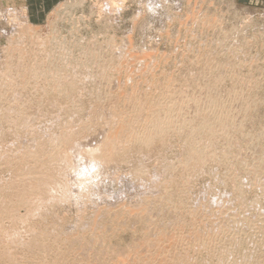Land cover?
Listing matches in <instances>:
<instances>
[{
  "label": "rangeland",
  "instance_id": "obj_1",
  "mask_svg": "<svg viewBox=\"0 0 264 264\" xmlns=\"http://www.w3.org/2000/svg\"><path fill=\"white\" fill-rule=\"evenodd\" d=\"M23 23L27 27H35L32 36L27 33L24 35L22 34L23 32L19 31L25 27ZM14 25L17 26L15 27ZM12 32L20 46L24 44L29 49L34 48L35 42L37 43L39 40L42 41L47 38L49 40H47V43L49 44L52 41L50 45L56 51L52 50L50 45H47L45 49L38 50L39 52H50L51 56L49 55V59L45 58L48 56L47 52L45 54L40 53L41 55L37 54L36 52L38 51L35 47L36 52L34 53L36 56L32 55L33 57H29L30 60L28 59V61L25 59V63L27 64L28 62L29 64H25L27 69L29 66V69L31 68L34 73L32 75L30 69L31 73L27 75L29 78L26 76L27 81L31 79V76L36 75L38 76L33 77V79L40 75L37 78L40 81L32 79L27 83L28 85L24 83V87L21 85V88H18L19 93L23 95L20 94L19 98L23 99L20 98L21 100L17 101L18 104H21L22 110L19 105L14 106V109H12V111L18 110L13 111L18 116H13L14 113L11 111L12 116L9 114L6 117L8 120L4 119L5 113L8 111H3H6L5 107H9V105H6V101L1 102L0 100V113L3 116H0V217L2 216L0 218V264H177L178 259L171 260V255L173 251L176 255L178 252L183 251V249L180 250L184 246V243L180 244L182 241L180 237L194 234L195 231L192 230L194 226L199 231L201 225L207 224L208 226L205 229H209L212 220L216 226L221 223V227L228 229L227 242L226 240H217L218 246L216 244L215 253H221L225 247H230L231 244V247H236V251L232 248L231 252L233 251V254L231 253V255L233 257L230 258V255H227L224 258L229 263L246 264V261L249 262L253 259L254 262L260 264L264 260V232H261L264 229V222H257L258 215H260L259 217L264 215V161L262 162L264 155L261 157V154H264V0H0V67L2 66L0 71L3 69V58L6 57L4 54H6L5 47L8 46V34ZM20 35L22 37L19 38ZM50 35L54 36L53 39ZM128 36L131 39L129 47L126 44V37ZM37 55L40 56L37 57ZM39 57L41 59L37 61ZM52 57L54 58L52 59ZM32 58L33 63L30 62ZM42 59L44 61H41ZM34 60L38 64L41 61V66L34 63ZM50 60H53V63H50ZM44 62H48L47 68ZM64 62L67 66L62 64ZM90 62L91 66L88 70ZM32 64L36 65L33 66ZM97 65L98 67L96 68L95 66ZM81 66L86 67L83 70ZM34 67L38 69L35 71L33 70L35 69ZM63 67L66 68L64 73L61 71L64 69ZM43 69L50 73H48L50 77L47 76L48 74ZM56 69H58V72ZM67 69L70 73L72 72L73 76L79 72L81 74V70L84 73L78 75L77 80L75 76V78H71L73 76ZM51 70L54 73L56 71V75H53L54 73ZM76 70L78 73H76ZM86 71L87 75L85 74ZM234 71L238 73L236 74ZM36 72L38 74L35 75ZM220 73H224L223 76L222 74L217 75ZM61 74L70 76L71 82L76 81L74 85L71 82V85L66 83L68 86L63 84L62 89L61 84L53 86L56 82L58 83ZM98 74L100 76L104 75L106 78L109 77L108 82H104L105 85L95 81L99 77ZM45 76L47 78L42 79ZM80 76L84 77L81 79ZM48 77L51 78L50 82L47 81ZM251 77V80L256 84L249 82ZM88 79H91V81ZM168 79L172 81L171 84L165 83ZM215 79H220V81L215 82ZM42 80L45 81L43 82ZM234 80L236 84L239 82L238 86L234 85ZM257 80L259 81L257 82ZM77 81L80 82L77 83ZM241 82L246 88L248 87L247 91L243 84L240 85ZM51 86H53L52 90L49 89ZM70 87L73 88L70 89ZM198 87H203L202 91H197ZM205 87L207 90L205 89L206 91L203 93ZM239 87L242 90L245 88L243 90L244 92L246 91L244 96L242 95L244 92L240 94L239 91L242 90ZM214 88L216 89L215 91L211 90ZM63 89L64 92L62 91ZM181 89H190L189 91L194 94L196 92L200 93L201 99L198 103L204 97L206 98L207 94H210V97L208 96L210 100L207 98V101H209L213 111L209 108L208 111L210 110L211 113L209 111L206 114L210 113L209 115L213 119L214 117L218 118L227 105L226 110L228 109L230 112L226 116L228 118L226 119L225 117L223 120L225 122L222 123L229 122L230 124L233 122L230 125L228 124L229 127H227L231 132L233 128L238 126V123L242 122V126L241 124L239 126L243 127L244 131L242 132L244 134L242 135V129L239 126L240 131L237 130L238 128L233 130V132L236 131L238 134L235 135L233 132L234 136L231 134L233 139L236 138V141L232 140V142L235 144H240L239 141L243 142V144L241 142V145H239L241 149L237 148L238 144L235 146L234 143L230 146L227 144L228 147H232V149H229L227 145L223 144L226 142L222 136H219L220 138L218 139L215 137L213 144H211V146L215 144V147H209L213 148L212 150L207 148L209 152L215 151L214 148H217L219 152L223 145L226 149L228 148L230 151L224 147L222 150L225 152L221 151L224 155L226 153V156L230 155L228 156V158L230 157V165L228 166L232 167V171H230V168L223 169L229 164L228 159L225 161L226 163L222 161L223 163L221 162V164L217 163L215 159H211L219 166L212 163V161H207L206 164L202 162L200 165L197 164L194 165L196 167L192 166L193 168H191L190 164L192 162L188 163L187 161L190 158L186 159L189 156V150H186V148L188 149V145H186L188 143L184 140L187 136L182 137L183 135H188V127L185 128L188 130H184L183 134L173 131L174 137L169 132L166 134L168 137L156 139L158 141L155 140L153 142L155 145H131L130 148L121 154L109 159L110 161L102 162L103 164L89 157L87 153L94 147L104 143L109 134L111 135L114 132L120 135L127 131L128 120L126 115H131L137 109H131V106L126 105L125 98L128 94L133 92L142 96H155L160 100L158 103L165 106L170 95L178 94ZM228 89H231L234 93L236 92V94L234 95L231 91L230 93ZM50 90L52 91L51 93L54 91L56 93L54 92V95H51ZM69 90L70 93L72 91L71 95L70 93L68 94ZM229 93L233 96L231 97L232 99L229 98L227 100ZM211 97L212 99L215 97L216 101H213L214 99L212 100ZM161 100L164 103H161ZM217 100L223 103H221L222 106L219 102L217 103ZM24 101L27 104H24ZM207 101L205 99L204 102H201V105L207 103ZM22 102H24L25 106H23ZM224 102L227 104L224 105ZM241 106L243 107L241 108ZM219 108L223 109V111H219L220 113L217 112ZM214 110H217L215 112L217 117ZM16 112H19V114ZM233 112L235 114L240 113L238 114L240 117H236L237 114L235 116ZM200 113L196 114L199 117L190 116L192 124L196 123L197 125L201 121L204 113L202 111ZM20 114H23V116L26 114V117H29L28 121L31 119L29 121L30 125H28L31 127L29 128L31 131L25 130L28 128L24 126V121L19 123V118L23 117ZM213 114L215 115L214 117ZM181 116L185 117L181 113L180 119ZM14 118L16 119L14 120ZM237 118L239 121L235 122V120H238ZM240 118L243 120H240ZM233 119L235 120L233 121ZM5 120L9 122H5ZM13 120L18 121V125L22 124L26 128L18 127ZM20 120H23V118ZM27 120L25 121L28 123ZM198 120L200 121L196 122ZM66 125L68 126L67 128H65ZM223 125L219 128H225L227 123ZM232 125L233 128L231 127L230 129ZM60 132L62 133L60 134ZM64 132H69L68 135L66 134L68 138ZM247 132L248 134L249 132L251 133L254 142L255 139L256 141L258 140L255 142V146H258L255 153L258 157L255 153L254 156L247 153L248 139H246L247 141L244 138L241 139V137L248 135L246 134ZM62 135L68 141H65L61 137ZM238 135L240 137H237ZM167 138L170 143L159 144L160 140L163 142L166 139V142ZM200 138H205L202 140L205 143L200 141ZM200 138H198L201 142L198 143V150L200 146L204 144L206 146V144L211 143L207 141L209 137L205 134ZM36 139L40 140V142ZM215 140L219 144H216ZM244 140L248 143L246 144ZM52 142L55 144L54 146ZM29 144L31 145L28 146ZM163 144L164 146H162ZM216 145L218 146L216 147ZM220 146L221 148H219ZM28 147H31L30 150ZM53 147L55 148L53 149ZM234 148L236 149L233 150ZM245 148L246 152L244 151ZM257 148L260 150H257ZM221 151L216 153V155L218 154L221 157ZM49 154L58 156V158L54 156L53 159L56 160V157L58 163L52 162L53 160ZM242 157L244 160L247 158L244 165H242ZM50 159L54 165L49 162ZM224 163L225 166L222 165ZM37 164L38 166H36ZM140 166L143 171L137 172L136 169L138 168L139 170ZM75 168L77 170H74ZM70 170L75 172V174L73 172L70 173ZM78 170H80L79 174L82 177L78 174ZM238 171L239 174L243 173V176L238 175ZM236 172L237 178L235 177ZM244 172L249 173H245V175ZM68 174L71 175L69 176ZM73 175L74 179H72ZM225 175L229 177L228 180H224ZM79 178L83 179L84 182L82 184L80 183L81 179L77 183L79 180H76ZM231 178L232 181L230 180ZM218 179L223 186L221 184L217 185L219 183ZM225 181L226 183H224ZM165 182L172 189L170 192L173 193L174 191L175 193V195L174 193L172 194L173 204L178 203L181 205L185 200L189 199L186 201L187 203L184 202L183 206L185 205L186 207L182 206V211L174 213V207L171 202L168 203L167 208L164 204L161 205L163 206L161 211L158 210L160 209L159 203L162 197H165L162 194ZM236 184L239 187H241L240 184L245 185L244 189L243 186L239 189L238 187L235 188ZM22 185L23 187H21ZM184 186L185 188H183ZM23 188H25V191ZM182 189L183 192L181 193ZM232 189L236 190V192L239 190L240 192L238 191L237 193L242 194H234ZM207 190L208 195L206 194ZM159 191H161V194ZM19 192H22L21 199L23 200L21 201L19 200L21 197ZM199 193L204 194L200 195ZM220 195L228 201L224 200ZM202 196H205V198L211 197L204 199L206 203L209 201V204L211 200H214L213 196L225 201L218 205L221 208L218 207L219 210L222 211L220 218L216 208H212V211L217 213L213 217L205 209L200 210L195 215H190L187 210L185 211L188 207H195L196 201L202 202ZM233 196L234 198H240L235 200ZM242 197L247 199L250 204L247 200H243V202ZM142 199L144 200L142 201ZM255 199L257 200L255 201ZM232 200L234 205L230 202ZM188 201H191V203L188 204ZM238 202L243 204L240 205ZM202 203L205 204L204 201ZM208 203L207 205H209ZM245 205L249 207H244ZM10 207L13 208L11 209ZM246 208L250 209L243 211ZM206 209L208 210L209 206ZM230 213L232 215L237 214V219H240V216L242 219H238V222L234 223L231 221L230 216L232 215ZM7 214L8 216H6ZM244 216L250 218L253 223L249 222L248 225L247 221L243 219ZM222 217H226V221ZM3 218L4 220H2ZM175 219L179 220L177 225L170 227L165 225L169 224L168 221L170 222L171 220L172 222ZM224 224L225 226H222ZM163 225L168 228L167 231H170L168 234L161 232ZM245 229L248 230L247 233L244 232ZM230 230L233 233L229 232ZM256 233H262V235L258 234V237ZM36 234L42 239H39ZM239 236L240 239L237 238L239 243L236 240L237 243L235 245L231 239L229 240V238ZM215 237L216 235H212L210 245L215 244ZM38 239L39 242L37 241ZM237 244L241 245L236 246ZM247 248L250 249L248 250ZM176 249H179V251ZM238 249L240 250L238 251ZM254 249L257 253L254 252ZM191 251L188 252L192 260H190L191 263L189 264H206L205 261H207V264H216L218 261L216 256L220 254L210 256L206 254L208 252L205 250L198 253ZM244 252L246 255L242 256ZM234 257L235 259H232ZM261 257H263V260H261ZM239 258L240 261L243 259L244 263L239 262ZM209 261L210 263H208ZM251 262L247 264L254 263ZM262 264H264V261Z\"/></svg>",
  "mask_w": 264,
  "mask_h": 264
},
{
  "label": "bare ground",
  "instance_id": "obj_2",
  "mask_svg": "<svg viewBox=\"0 0 264 264\" xmlns=\"http://www.w3.org/2000/svg\"><path fill=\"white\" fill-rule=\"evenodd\" d=\"M16 15V14H15ZM13 17V16H12ZM16 17V16H15ZM14 18V17H13ZM13 18H12V20H13ZM15 20H16V18H15ZM14 21V20H13ZM22 23V22H21ZM19 24V23H18ZM24 24V23H23ZM19 25H22V24H19ZM25 25V24H24ZM15 26V25H14ZM17 26V25H16ZM15 26V27H16ZM23 26V25H22ZM22 26H21V28H22ZM34 28L35 27H27L26 25H25V27H23L22 29H20L19 31L20 32H23L22 34H24V35H26V33L29 35V36H32L33 35V33H34ZM17 29V28H16ZM18 30V29H17ZM16 32V31H15ZM17 33H19V32H17ZM52 34V33H51ZM19 35V34H18ZM52 35H55V34H52ZM52 35H50L51 37H52ZM20 37H22L21 35L19 36V38ZM54 37V36H53ZM53 37H52V39H53ZM30 38V37H29ZM17 38L15 39V37H14V34H13V32L12 33H9L8 34V38H7V41H8V46H6L5 47V50H6V54H4V56L6 55V57H4L3 58V60H4V64H3V69L0 71V100H1V102H3V101H6V105H9V107H5V110L6 111H3V112H7V113H5V118L4 119H7L8 120V118H6V117H8V115L9 114H11L10 112L12 111V109H14V106H16V105H19L20 106V109L22 110V107H21V104L19 103L18 104V100H21V99H23V98H19V95L21 94L22 95V93H19V90H18V88L20 87L21 88V85L24 87V83H28L30 80H32L33 79V77H36V76H38V75H36V74H38L37 72L35 73V75L36 76H31L30 78V80L29 81H27V79H26V76L27 75H29V73H31L30 72V69H29V66H28V69H27V66L26 65H29L28 64V62H27V64L25 63L26 61H25V59L28 61V59H29V57H31L32 55L33 56H36L35 55V53L34 52H36L35 50L37 49V51L39 50V49H45V47L47 46V45H50V43L52 42V41H50V43L48 44L47 43V38H45V40L42 42V41H38L37 43L35 42V47H36V49H35V47L34 48H27L26 46H24V44H22L21 46L17 43ZM19 40V39H18ZM21 40V39H20ZM49 41V40H48ZM40 42V43H39ZM54 43V42H53ZM52 43V44H53ZM26 44V43H25ZM126 44H127V46L129 47L130 45H131V39H130V37L128 36V37H126ZM31 46V45H30ZM33 46V45H32ZM51 46V48H52V45H50ZM54 46V45H53ZM56 46V45H55ZM91 47V46H90ZM69 48V47H68ZM32 49V50H31ZM58 49H60L59 47H58ZM3 50V49H2ZM48 50L50 51V48L48 47ZM52 50H55L56 51V49H54V47L52 48ZM44 51V50H43ZM46 51V50H45ZM55 51H54V54H55ZM60 51V50H59ZM65 51V50H64ZM39 52V51H38ZM36 52L37 54H40V53H43V54H45L46 52ZM50 52H47V54H48V56L47 57H45V58H49L51 55L49 54ZM51 54H52V52H51ZM59 54V53H58ZM41 55V54H40ZM40 55H37V57L38 56H40ZM50 55V56H49ZM65 55V54H64ZM92 55V54H91ZM90 55V57H91V60L93 61V58H92V56ZM32 56V57H33ZM53 56V55H52ZM55 56H56V54H55ZM54 56V57H55ZM54 57H52V59L54 58ZM43 58V57H42ZM44 58V59H45ZM59 58V57H58ZM34 59H35V57H34ZM41 58L39 57L38 59H37V61L38 60H40ZM50 59V58H49ZM67 60H68V58H66ZM30 60V59H29ZM48 60V59H47ZM55 60V59H54ZM71 60V59H70ZM1 61V60H0ZM36 61V62H37ZM41 61H44L43 59L41 60ZM41 61L39 62V64L38 63H36L35 62V60H34V63H36V64H38L39 66H41ZM49 61V60H48ZM51 62L50 63H53L52 61L53 60H50ZM58 61V60H57ZM85 61V60H84ZM84 61H82V62H84ZM90 61V60H89ZM95 61V60H94ZM30 62H32L33 63V58H32V60L30 61ZM45 62H46V60H45ZM44 62V63H45ZM63 62V61H62ZM70 62V61H69ZM72 62V61H71ZM87 63H88V61H86ZM97 62V61H96ZM41 63V64H40ZM48 63V62H47ZM47 63H45V67L47 66ZM66 63H68V62H66ZM74 63V62H73ZM80 63V62H79ZM85 63V62H84ZM1 64V65H2ZM26 64V65H25ZM35 64V65H36ZM62 64H64V65H66L65 64V62L64 63H62ZM70 64V63H69ZM90 65L88 66L89 68H88V70L90 69V66H91V62L89 63ZM94 64H96V63H94ZM33 66H35L34 64H32ZM49 65V64H48ZM54 65V64H53ZM63 65V66H64ZM93 65V64H92ZM104 65V64H103ZM38 66V68H40ZM50 66V65H49ZM48 66V67H49ZM67 66V65H66ZM71 66V65H70ZM73 66V65H72ZM100 66V65H99ZM2 67V66H1ZM0 67V68H1ZM32 67V66H31ZM44 67V66H43ZM61 67V66H60ZM83 66H81V69H83L84 70V68L86 67H83ZM96 68L98 67V65L97 66H95ZM102 67V66H101ZM33 68V67H32ZM35 68V67H34ZM38 68H35V69H33V70H37ZM47 68V67H46ZM64 68V67H63ZM68 69H69V67H67ZM92 68V67H91ZM104 68V67H103ZM41 69V68H40ZM39 69V70H40ZM66 68H64V69H62L61 71H63L62 73H64V70H65ZM67 69V70H68ZM80 69V70H81ZM46 71V73H47V70L46 69H43V71ZM57 70V72H58V69H56ZM66 70V71H67ZM78 70V69H77ZM77 70H76V73H78L79 72V70H78V72H77ZM83 70H81L82 72H81V74H75L74 76L77 78V80H78V75H82V73H84V71ZM92 70V69H91ZM97 70V69H96ZM31 71H32V69H31ZM34 71V72H35ZM69 71V70H68ZM41 72V71H40ZM51 72H53L54 73V71H52L51 70ZM56 71H55V73H57ZM59 72H60V70H59ZM104 73H105V71H103ZM223 72V71H222ZM235 72V71H234ZM41 73H45V72H41ZM49 73V72H48ZM47 73V74H48ZM53 74V75H56V74ZM69 73H70V71H69ZM68 72H67V74H69ZM72 73V72H71ZM70 73V74H71ZM74 73V72H73ZM87 73V71L85 72V74ZM102 73V72H101ZM230 73H232L231 71H230ZM236 73V72H235ZM238 73V72H237ZM236 73V74H237ZM32 75H34V73H33V71H32V73H31ZM47 74H45V75H47ZM50 74V73H49ZM49 74L47 75V76H49ZM69 74V75H70ZM222 73H220V74H217V75H221ZM224 74V73H223ZM223 74H222V76H223ZM235 74V75H236ZM42 75V74H41ZM52 75V76H53ZM72 75V74H71ZM87 75V74H86ZM86 75H85V78H86ZM90 75V74H89ZM99 75V77L95 80L96 82H99V83H104L105 81L106 82H108V78L109 77H105L104 75L103 76H100V74H98ZM231 75H234V74H231ZM47 76H45V77H42V79H45V78H47ZM59 76V75H58ZM73 76V75H72ZM71 77V78H75V77ZM238 76V75H237ZM242 76V75H241ZM28 77V76H27ZM39 77H40V75H39ZM39 77H37V78H39ZM50 77V76H49ZM48 77V80L47 81H49L50 82V79L51 78H49ZM84 76H80V78L82 79ZM92 77V76H91ZM94 77H96V76H94ZM215 77V76H214ZM217 77V76H216ZM29 78V77H28ZM37 78H34L35 80L37 79ZM55 78V77H54ZM53 78V79H54ZM71 78H70V76H68V75H64V74H61V78H59V81H58V83L56 82L55 83V80H54V83H55V85H53V86H59L60 84H61V89H62V85L64 84H66V83H70L71 82ZM79 78V79H80ZM89 78H90V76H89ZM218 78V77H217ZM219 78H221V76H219ZM33 79V80H34ZM58 79V78H57ZM92 79H93V77H92ZM95 79V78H94ZM252 77L249 79V82L251 81L252 83H254V84H256L255 82H253L252 80ZM253 79H255L254 77H253ZM257 79H259V78H257ZM38 80V79H37ZM73 80H76V79H73ZM72 80V81H73ZM88 80H90L91 81V79H88ZM216 80V79H215ZM214 80V81H215ZM235 80H236V78H235ZM235 80L233 81V82H235ZM256 80V79H255ZM38 81H40V79L38 80ZM43 82L45 81V80H42ZM41 81V82H42ZM46 81V82H47ZM214 81H211V82H214ZM217 81H220V79L219 80H216L215 82H217ZM259 80H257V82H258ZM34 82V81H33ZM74 82H76V81H74ZM74 82H71V83H73V85H74ZM78 82H80V81H77V83ZM83 82V81H82ZM96 82H95V85H96ZM105 82V83H106ZM224 82V81H223ZM48 83V82H47ZM52 83V82H51ZM71 83H70V85H71ZM93 83V82H92ZM105 83L103 84V85H105ZM165 83H172V81L171 80H169L168 79V81L166 82L165 81ZM220 83H222V82H220ZM247 83H248V81H247ZM80 84V83H79ZM82 84V83H81ZM98 84V83H97ZM211 84H213V83H211ZM217 84V83H216ZM232 84H234V83H232ZM237 84H239V82L237 83ZM236 84V82H235V84L234 85H237ZM241 84H243L242 82L240 83V85ZM248 84H250V83H248ZM28 85V84H27ZM67 85V84H66ZM99 85V84H98ZM109 85V84H108ZM210 85V84H209ZM214 85V84H213ZM234 85H233V87H234ZM239 85V86H240ZM247 85V84H246ZM251 85V84H250ZM36 86V85H35ZM53 86H51L50 88L49 87H47V88H49V89H51ZM68 86V85H67ZM110 86H111V84H110ZM212 86V85H211ZM211 86H209L210 88H211ZM238 86V85H237ZM243 86H245L244 84H243ZM242 86V87H243ZM66 87V86H65ZM106 87H107V85H106ZM112 87V86H111ZM110 87V88H111ZM250 87V86H249ZM251 87H252V85H251ZM60 88V87H59ZM64 88V87H63ZM73 87H70V89H72ZM109 88V87H108ZM203 87H198L197 88V91L198 90H200V91H202L201 89H202ZM207 88H208V86H207ZM207 88L205 87L204 88V90H203V93H205V91L207 90ZM229 88V87H228ZM245 88H246V86H245ZM245 88H243V90L245 89ZM25 89V88H24ZM56 89L58 90V88L56 87ZM60 89V90H61ZM92 89V88H91ZM97 89V88H96ZM206 89V90H205ZM232 89V88H231ZM229 90L228 89V91L230 92H232V90H234V89H232V90ZM235 89H236V86H235ZM239 89H240V87H239ZM247 89H248V87L246 88V91H247ZM251 89V88H250ZM48 90V89H47ZM46 90V91H47ZM52 90V89H51ZM50 90V94L52 95L53 93H51L52 91ZM56 90V91H57ZM67 90V89H66ZM74 90V89H73ZM98 90V89H97ZM96 90V91H97ZM190 90V89H189ZM189 90H187V89H181L179 92H178V94H171L170 95V97H169V100H167L168 101V103H167V105H162V104H159L158 102L160 101L159 100V98L158 97H155V96H147V95H144V96H142L141 94H138V93H133V92H131L130 94H128L127 96H126V98H125V103H126V105L127 106H131V109H134V108H137L136 110H134L133 112H132V114L131 115H129V114H127L126 115V119L128 120L127 122H128V127H126L127 128V131L125 132V133H123V134H120V135H117V134H115L114 132H112L111 133V135L109 134L107 137H106V139H105V142L104 143H102L101 145H98V146H96V147H94L91 151H89L87 154L89 155V157H91V158H94V159H96L97 161H98V163H102V162H104V161H108L109 159H111L112 157H114V156H116L117 154H121L123 151H125V150H127L128 148H130V146L131 145H134V144H136V145H150V144H154L153 142H155V140L156 139H163L165 136H167L166 134H168L169 132L172 134V132L174 131V132H176V133H182L183 134V131L184 130H188V129H185L186 127H188L189 128V133H188V135H181V134H178L179 136H182L183 138L184 137H186V139H184V140H186L187 141V143L188 144H186V145H188V149L186 148V150H189V156L186 158V159H188V158H190V159H188L187 161H188V163L189 162H192L191 164H190V167L191 168H193L192 166H194V165H200V163H202V162H205V164H206V162L207 161H212L211 159H215L216 161H217V163H220L221 164V162L222 161H227V159L229 160L230 159V157L228 158V156H230V155H227L226 156V153H225V155L223 154V152L222 151H224V150H222V149H224L225 147H224V145H231L232 143H234L235 141H236V138L235 139H233V134H232V132H233V130L235 129L236 130V128H238L237 130L238 131H240L239 130V127H240V129H242L241 128V126H242V122L240 123L241 124V126H239L240 124L238 123H235V124H237L238 126L236 127V125H234V127H236V128H233V125L232 126H230V129H231V127L233 128V130H232V132L227 128V127H229V125L230 124H232V123H230L229 124V122H226L227 123V125H225L226 123H222V122H225V121H223L224 119H225V117L227 116V115H229L228 114V112H230V111H228V109L226 110V106L224 107L225 108V110L223 111V109L221 110L220 108H219V110L217 111V110H214V113L217 111V112H221V111H223V112H225V113H223V112H219L220 114H219V116H218V118H215L214 116V114H213V117H214V119L209 115L210 113H211V111H210V113L209 114H206L207 112H209L208 111V109L210 108V109H212L211 107H210V103H209V101H207L208 99L210 100V94L208 95H206V98L204 97V96H202V97H204V99L202 100L203 102H204V100L206 99V101H207V103H203L202 105H201V102L200 103H198V101L201 99V95H199L200 93H198V92H196V94H194V93H192V92H190ZM211 90H216L215 88L214 89H211ZM237 90V89H236ZM235 90V91H236ZM240 90H242V88L240 89ZM239 91L240 92V94H241V92L243 93L244 91ZM21 91H23V89H21ZM63 92H64V89L62 90ZM61 91V92H62ZM93 91V90H92ZM101 91V90H100ZM107 91V90H106ZM245 91V92H246ZM24 92H26V91H24ZM23 92V93H24ZM58 92H60V91H58ZM212 92V91H211ZM230 92V93H231ZM245 92L242 94L243 96H244V94H245ZM56 93V92H55ZM70 93V90H69V92H68V94ZM71 93H72V91H71ZM71 93H70V95H71ZM230 93H229V96H228V99L227 100H229V98H231L233 95L231 94L230 95ZM234 95L236 94V92L234 93V91L232 92ZM26 94V93H25ZM20 95V96H21ZM54 95V94H53ZM56 95V94H55ZM62 95V94H61ZM204 95V94H203ZM215 95V94H214ZM226 95H228V94H226ZM238 95V94H237ZM246 95H247V93H246ZM245 95V96H246ZM23 96V95H22ZM26 96V95H25ZM24 96V97H25ZM48 96V95H47ZM60 96V95H59ZM67 96V95H66ZM209 96V97H208ZM242 96V97H243ZM65 97V96H64ZM227 97V96H226ZM28 98V97H27ZM208 98V99H207ZM25 99V98H24ZM211 99H212V97H211ZM214 99V100H213ZM212 100L213 101H216L215 100V97L213 98ZM232 99V98H231ZM225 100H226V98H225ZM25 101H27V100H25ZM24 101V102H25ZM134 101H137V102H134ZM221 101V100H220ZM21 102V101H20ZM24 102H22V104L24 103ZM163 101L161 100V103H162ZM219 101L217 100V103H218ZM233 102V101H232ZM164 103V102H163ZM220 103V102H219ZM222 103V102H221ZM221 103H220V105H221ZM5 104V103H4ZM3 104V105H4ZM24 104H27V102H25ZM23 104V106H25ZM223 104V103H222ZM225 104H227V103H225L224 102V105ZM233 104H234V102H233ZM223 105V106H224ZM18 106V107H19ZM211 106H213V105H211ZM219 106V105H218ZM222 106V105H221ZM235 107H236V105H234ZM233 106V107H234ZM240 106V105H239ZM17 107V108H18ZM232 107V106H231ZM243 106H241V108H242ZM216 108H218V107H216ZM229 108V107H228ZM239 108V107H238ZM237 108V109H238ZM19 109V108H18ZM215 109V108H214ZM230 109V108H229ZM0 110H1V108H0ZM2 110H4L3 108H2ZM15 110H17V109H15ZM15 110H13V111H15ZM20 110V111H21ZM230 110H232V109H230ZM234 110V109H233ZM12 111V113H14ZM18 111V110H17ZM200 111H202L203 113H204V118H203V116H202V119H201V121L200 120H198V121H196V122H199L197 125H196V123H193L192 124V122H191V118H190V116H192V115H195L196 116V114L198 115V113H200ZM212 111H213V109H212ZM226 111H227V113H226ZM235 111V110H234ZM241 111H242V109H241ZM240 111V112H241ZM243 111H245V110H243ZM22 113H25V112H23V111H21ZM20 112V113H21ZM183 112H185V113H183ZM235 112H238V111H235ZM235 112H233V114L236 116V114H235ZM16 113H18L19 114V112H16ZM183 114V115H185V117H182L181 116V119H180V114ZM246 113V112H245ZM6 114H7V116H6ZM216 114V113H215ZM231 114V113H230ZM238 114H240V113H238ZM237 114V116L236 117H240V115H238ZM2 115H4V114H2ZM25 116H23V114L21 115L20 114V116H23L22 118H23V120H20V119H22L21 117L19 118V123H20V121L22 122V121H24V123H25V125L24 126H26L28 129H25V130H28V132H29V128H31V127H29L28 125H30V123H29V121H31V119H29V121L27 120L29 117H26V114H24ZM200 115H202V113H200ZM0 116H1V113H0ZM10 116H12V114L10 115ZM13 116H18V115H15V113H14V115ZM27 116H30V115H27ZM231 116V115H230ZM229 116V117H230ZM233 116V115H232ZM1 117H3V116H1ZM24 117H25V119H24ZM196 117H199V116H196ZM201 117V116H200ZM212 118V120H210L211 118ZM216 117H217V114H216ZM236 117H235V119H236ZM238 117V118H239ZM10 118V117H9ZM17 118V117H16ZM16 118H14V120L16 119ZM193 118V117H192ZM209 118V119H208ZM228 117H226V119H227ZM234 118V117H233ZM237 118V119H238ZM194 119V118H193ZM192 119V120H193ZM199 119V118H198ZM230 119H231V117H230ZM235 119H233V121L235 120ZM242 118H240V120H241ZM7 120H5V122L7 121ZM13 120V122H16V124H17V122L18 121H14ZM25 120H27L28 121V123L25 121ZM197 120V119H196ZM243 120V119H242ZM1 121H3V120H1ZM195 121V120H194ZM193 121V122H194ZM228 121V120H227ZM236 121H239V119L238 120H235V122ZM7 122H9V121H7ZM26 123H27V125H26ZM15 124V125H16ZM195 124V125H194ZM224 124L225 125V128L223 127V128H219L220 126L222 127V125ZM229 124V125H228ZM18 125V124H17ZM223 125V126H224ZM22 126V124L20 125H18V127H21ZM24 126H22L23 128H26V127H24ZM65 126V125H64ZM63 126V127H64ZM243 126H244V124H243ZM21 127V128H22ZM68 126L66 125V127L65 128H67ZM21 128H19L20 130H22ZM57 128V127H56ZM61 129H63L62 127H61ZM61 129H58L59 131L61 130ZM69 129V128H68ZM64 130V129H63ZM31 131V130H30ZM62 131V130H61ZM66 131V130H65ZM69 131H70V129H69ZM242 131H244V129H242L241 130V132ZM236 132V131H235ZM233 132L235 135H237L238 134V132ZM62 132H60V134H61ZM65 133V135L67 134L68 135V133L69 132H64ZM171 134H169V135H171ZM184 134H185V132H184ZM187 134V133H186ZM201 134V135H200ZM206 135L207 137H209L208 138V140L207 141H210L211 143L210 144H206V146H205V144L203 145V143H205V142H203L202 140H204V139H201L200 137H202L203 135ZM233 136H232V135ZM244 134V132H242V135ZM246 134H248V132L246 133ZM249 134L251 135V133L249 132ZM245 135V136H243V137H241V139L242 138H244L245 140L246 139H248V142H246L245 140V142H246V144H247V150H248V155L249 154H252L251 156H254V153L256 152L255 150H256V147H258V146H255V142H257L256 141V139H255V142L253 141L254 139H252V135L250 136V135ZM54 135V134H53ZM64 135V134H63ZM63 135L61 136V137H63ZM66 135V136H67ZM70 135V134H69ZM177 135V134H176ZM241 135V136H242ZM56 136V135H55ZM219 136H222V138L224 139V141L226 142V143H223L224 145H223V147L221 148V146L219 147V148H221L220 149V151L222 152L221 154H222V156L221 157H219L218 156V154L216 155V153H219L218 151H217V148H214L215 149V151H217L216 153H215V151H213V152H209L208 150L209 149H211V148H209L210 146H211V144H213L212 142H214V139H215V137H217L216 139H218V138H220ZM71 137V136H70ZM69 137V138H70ZM168 137V136H167ZM172 137H174V135L172 134ZM172 137H171V139H172ZM181 137V138H182ZM237 137H240L239 135L237 136ZM53 138H55V137H53ZM60 138V137H59ZM64 139H65V137H63ZM67 138H68V136H67ZM198 138H200L201 140L200 141H202L203 143H202V145L204 146H200V148H199V150L197 149V147H199L198 145V143H201L199 140H198ZM261 138V137H260ZM64 139H62V140H64ZM223 139H220V140H223ZM37 140V139H36ZM48 140H49V137H48ZM53 140H55V139H53ZM52 140V141H53ZM59 140V139H58ZM61 140V139H60ZM166 140V139H165ZM165 140L162 142L161 140L159 141V144L161 143H167V142H169L168 141V138H167V141L165 142ZM183 140V139H182ZM220 140H218V141H220ZM232 140L234 141V142H232ZM251 140V141H250ZM30 141V140H29ZM32 141V140H31ZM35 141V140H34ZM38 141V140H37ZM36 141V142H37ZM50 141H51V139H50ZM49 141V142H50ZM65 141H68L67 139H65ZM65 141H63V142H65ZM156 141H158V140H156ZM199 141V142H198ZM207 141H206V143H207ZM223 141V142H224ZM35 142V143H36ZM38 142H40V140L38 141ZM41 142H43V140H41ZM178 142V141H177ZM185 142V141H184ZM183 142V143H184ZM217 141L215 140V143H216ZM240 142V144L239 143H237L238 144V147L237 148H239L240 146L239 145H241V142L242 141H239ZM244 142V143H245ZM30 143V142H29ZM34 143V144H35ZM60 143H62L61 141H60ZM170 143V142H169ZM186 143V142H185ZM209 143V142H208ZM222 143V142H221ZM28 144V143H27ZM39 144H41V143H39ZM52 144H53V146L55 145L53 142H52ZM160 144V145H161ZM164 144L162 145V146H164ZM216 144H219V142H217ZM235 144V143H234ZM237 144H235V146L237 145ZM242 144H243V142H242ZM246 144H245V146H246ZM31 144H29L28 146H30ZM42 145V144H41ZM61 145V144H60ZM155 145V144H154ZM156 145H158V144H156ZM185 145V146H186ZM221 145V144H220ZM228 145H227V147H228ZM256 145H258L257 143H256ZM27 146V145H26ZM38 146V145H37ZM43 146V145H42ZM182 146H184V145H182ZM212 146H214L215 147V144L214 145H212ZM211 146V147H212ZM218 145H216V147H217ZM234 146V147H235ZM32 147V146H31ZM31 147H28L29 148V150H30V148ZM242 147V146H241ZM25 148V147H24ZM37 148V147H36ZM35 148V149H36ZM39 148H41V147H39ZM55 147H53V149H54ZM201 148H203V149H201ZM207 148H209L208 150H207ZM219 148H218V150H219ZM229 149H232V147H228ZM227 148V149H228ZM243 148V147H242ZM185 149V148H184ZM213 149V148H212ZM211 149V150H212ZM226 149V148H225ZM226 149V150H227ZM228 149V150H229ZM236 148H234L233 150H235ZM239 149H241V148H239ZM259 148H257V150H258ZM27 150V149H26ZM25 150V151H26ZM29 150H27V151H29ZM33 150V149H32ZM232 150V151H233ZM246 150V148H245V152L247 151ZM260 150V149H259ZM66 151V150H65ZM65 151H64V153H65ZM230 151V150H229ZM56 152H57V150H56ZM225 152V151H224ZM227 152V151H226ZM259 152V151H258ZM261 152V151H260ZM4 153V152H3ZM63 153V152H62ZM187 153V152H186ZM51 154V153H50ZM49 154V155H50ZM61 154V153H60ZM230 154V153H229ZM244 154V153H243ZM256 154V153H255ZM261 154V153H260ZM48 155V154H47ZM53 155V154H52ZM52 155H50V158L53 160L54 159V156H56V155H54V156H52ZM246 155V154H245ZM257 155V154H256ZM262 155H264L263 153L261 154V157H263ZM53 158H52V157ZM227 158H226V157ZM240 156V155H239ZM47 157V156H46ZM57 158H58V156H56ZM55 157V159L57 160V158ZM233 157V156H232ZM238 157V156H237ZM247 157V156H246ZM257 157H258V155H257ZM256 157V158H257ZM260 157V156H259ZM260 157V158H261ZM223 158H224V160H223ZM225 158H226V160H225ZM234 158H236V157H234ZM240 159H241V157H239ZM243 158V157H242ZM255 158V157H254ZM259 158V159H260ZM264 158V157H263ZM263 158H262V162L264 161L263 160ZM10 159V158H9ZM46 159H48V158H46ZM50 159V161L49 160H47V161H49V162H51L52 160ZM59 159H60V156H59ZM58 159V160H59ZM94 159H92V160H94ZM113 159V158H112ZM115 159V158H114ZM218 159V160H217ZM233 159V158H232ZM231 159V160H232ZM237 159V158H236ZM249 159V158H248ZM252 159V158H251ZM45 160V159H44ZM56 160H53L52 162H57ZM239 160V159H238ZM38 161V160H37ZM40 161V160H39ZM110 161V160H109ZM218 161H220V162H218ZM234 161H236L237 162V160H235L234 159ZM242 161V160H241ZM246 161H247V158H245V160H244V158H243V163H242V165H244V163H246ZM256 161V160H255ZM51 162V164L52 165H54V163H52ZM92 162V161H91ZM94 162V161H93ZM215 161L213 160L212 161V163H214ZM229 162V164H227V167H223V169L224 168H227V169H231L232 167H230V166H228V165H230V160L228 161ZM227 162V163H228ZM257 162V161H256ZM22 163V162H21ZM37 163V162H36ZM44 163V162H43ZM58 163V162H57ZM95 163H96V161H95ZM97 163V165H99ZM223 163V162H222ZM226 163V162H225ZM225 163L224 164H222V165H224L225 166ZM240 163V162H239ZM238 163V164H239ZM103 164V163H102ZM214 164H216V163H214ZM264 164V163H263ZM42 165V164H41ZM216 165H218L219 166V164H216ZM215 165V166H216ZM250 165V164H249ZM258 165V164H257ZM262 165V164H261ZM36 166H38V164L36 165ZM253 166V165H252ZM251 166V168L253 169V167ZM52 167V166H51ZM76 167V166H75ZM94 167V166H93ZM92 167V168H93ZM194 167H196V166H194ZM216 168V167H215ZM218 168V167H217ZM244 168V167H243ZM249 168V167H248ZM227 169H225V170H227ZM246 170H247V168H245ZM245 169H244V171H245ZM73 170V169H72ZM74 170H77L76 168L74 169ZM249 171H250V169H248ZM79 171L80 170H78V174H79ZM84 171V170H83ZM89 171V170H88ZM136 171L138 172V171H143V170H141V166H140V168H139V170H138V168L136 169ZM228 171V170H227ZM230 171H232V169L230 170ZM229 171V172H230ZM73 172V171H72ZM71 172V170H70V173H72ZM87 172V171H86ZM225 172V171H224ZM235 172V171H234ZM251 172V171H250ZM69 173V172H68ZM74 174H75V172H73ZM81 173V172H80ZM231 173H233V172H231ZM245 173H249V172H244V174ZM257 173V172H256ZM226 174V173H225ZM230 174V173H229ZM237 174V172L235 173V177L237 176L236 175ZM243 173H241V174H239V171H238V175H242ZM69 175V174H68ZM71 175V174H70ZM69 175V176H70ZM81 177H82V175L81 174H79ZM89 175V174H88ZM228 175V174H227ZM227 175H225L226 177H227ZM234 175V174H233ZM246 175V174H245ZM253 175V174H252ZM65 176H67L66 174H65ZM85 176H87V175H85ZM230 176H231V174H230ZM243 176V175H242ZM260 176V175H259ZM77 177H78V175H77ZM84 177V176H83ZM216 177V176H215ZM224 177V176H223ZM226 177H224L225 179L224 180H228V178L229 177H227V179H226ZM232 177V176H231ZM240 178H242L241 176H239ZM258 177V176H257ZM35 178H37V177H35ZM68 178V177H67ZM76 178V177H75ZM87 178H88V176H87ZM217 178V177H216ZM219 178V177H218ZM237 178V177H236ZM66 179V178H65ZM69 179L71 180V178L69 177ZM72 179H74V175H73V178ZM80 179L81 178H79V179H77L76 181H78L77 183H79L80 182ZM84 179H85V177H84ZM89 179H90V177H89ZM215 179V178H214ZM221 179V178H220ZM257 179V178H256ZM219 180V179H218ZM217 180V181H218ZM223 180V179H222ZM231 181H232V178L230 179ZM240 180V179H239ZM189 181V180H188ZM216 181V182H217ZM256 181V180H255ZM73 183H74V181H72ZM82 182H84L83 181V179H81V184H82ZM87 182V181H86ZM85 182V183H86ZM214 182H215V180H214ZM236 182V181H235ZM237 182H239L238 180H237ZM76 183V182H75ZM168 183H169V181H168ZM168 183H164V186H165V188H164V191L162 192V194L163 195H165V197H162V199H161V202L159 203V207H160V209H158L159 211H161V208L163 207V206H161V205H164V206H166V208H167V205H168V203L169 202H171L172 203V205H173V207H174V213H176L177 211H182L183 209H182V206H183V204H184V202H186L187 200H189V199H187V200H182V201H184L181 205H179L178 203H175V204H178V205H175V204H173V201H172V194L174 193V191H173V193H171L170 192V190H172V189H170L169 187L170 186H168L167 184ZM171 184H172V182H170ZM224 183H226V181L224 182ZM242 183H243V181H242ZM258 183V182H257ZM257 183H254V184H257ZM261 183V182H260ZM259 183V184H260ZM33 184V183H32ZM174 184V183H173ZM180 184V183H179ZM214 184V183H213ZM215 184H217V183H215ZM221 184V186H223L222 185V183H221V181L219 180V183L217 184L218 186ZM36 185V184H35ZM177 185V184H176ZM241 185V187H239V186H237V184L235 185V188L236 187H238V189L239 188H242V184H240ZM258 185V184H257ZM33 186V185H32ZM80 186H82V185H80ZM84 186V185H83ZM211 186H213V185H211ZM245 186V185H244ZM244 186H243V189H244ZM21 187H23V185L21 186ZM83 188V187H82ZM181 188V187H180ZM183 188H185V186L183 187ZM213 188V187H212ZM234 188V189H235ZM264 188V187H263ZM20 189H22V188H20ZM25 188H23V190H24ZM209 189H210V187H209ZM208 189V190H209ZM214 189V188H213ZM212 189V190H213ZM243 189H240V190H243ZM258 189V188H257ZM23 190H21V191H23ZM83 190V189H82ZM177 190V189H176ZM208 190L206 191V192H204V193H206L207 195H208ZM233 190V189H232ZM25 191V190H24ZM41 191V190H40ZM180 190H179V188H178V192H179ZM184 191H185V189H184ZM211 191V190H210ZM209 191V192H210ZM234 191V190H233ZM239 191V190H238ZM237 191V192H238ZM157 192V191H156ZM160 192V194H161V191H159ZM177 192V193H178ZM183 192V189L181 190V193ZM202 192V191H201ZM236 192V190L234 191V194L235 193H237ZM240 192V191H239ZM241 192H243V191H241ZM263 192H264V190H263ZM20 193V192H19ZM22 193V192H21ZM21 193H20V196H21ZM43 194H44V192H42ZM181 193H179V194H181ZM204 193H202V194H204ZM215 193V192H214ZM244 193V192H243ZM40 194V193H39ZM38 194V195H39ZM184 194V193H183ZM200 194V193H199ZM202 194H200V195H202ZM205 194V196H207ZM218 194V193H217ZM237 194H239V193H237ZM242 194V193H241ZM241 194H239V195H241ZM262 194V193H261ZM174 195H175V193H174ZM178 195V194H177ZM199 195V196H200ZM239 195H237V196H239ZM244 195H246V194H244ZM12 196H13V194H12ZM42 196V195H41ZM40 196V197H41ZM188 196V195H187ZM205 196L203 197V199L201 198V201L203 200L204 202H205V204L204 203H202V202H198V201H194L195 203H192V204H195L194 206L195 207H193V208H191V207H188V208H186L185 209V211L187 210V212L188 213H190V215H195V214H197L200 210H202V209H205L212 217L215 215V213L216 212H218L219 214L218 215H220L219 216V218L221 217V215H222V211L221 210H219V206L218 205H220V203H223V202H225L224 200H226V201H228L227 199H224L223 198V196H221L223 199L221 200V199H219V198H215L214 196L212 197V198H214V200H211L210 201V204L209 205H207V203H206V199L207 198H211V197H207V198H205ZM234 196H236V195H234ZM234 196H233V198H234ZM243 196V195H242ZM14 197V196H13ZM17 197H18V193H17ZM218 197H219V195H218ZM220 197V198H221ZM244 197V196H243ZM242 197V201L243 200H247V199H244ZM19 198V197H18ZM22 198V196L20 197V201L21 200H23V199H21ZM240 198V197H239ZM238 197L237 198H234L235 200L236 199H239ZM17 199V198H16ZM198 199H199V197H198ZM205 199V200H204ZM233 199V200H234ZM144 199H142V201H143ZM196 200H197V198H196ZM200 200V199H199ZM233 200L232 201H230L231 203L233 202ZM235 200H234V204H235ZM241 200V199H240ZM257 199H255V201H256ZM258 200H259V198H258ZM18 201V200H17ZM20 201H18V203H20ZM141 201V202H142ZM181 201V200H180ZM223 201V202H222ZM239 201V200H238ZM241 201V202H242ZM3 202V201H2ZM37 202V201H36ZM198 202V203H197ZM241 202H238L239 204L241 203ZM244 202V201H243ZM247 202H249L248 200H247ZM252 202V201H251ZM254 202V201H253ZM17 203V202H16ZM24 203V202H23ZM163 203V204H162ZM180 203V202H179ZM187 203V202H186ZM191 203V201L189 202L188 201V204H190ZM229 203V202H228ZM228 203H224V204H228ZM255 203H257V202H255ZM1 204V203H0ZM224 204H222V205H224ZM233 204V203H232ZM233 204V205H234ZM243 204V203H242ZM242 204H240V205H242ZM245 204H246V202H245ZM248 204V203H247ZM249 204H250V202H249ZM248 204V205H249ZM254 204V203H253ZM252 204V205H253ZM16 205V204H15ZM19 205V204H18ZM40 205V204H39ZM187 205V204H186ZM236 205V204H235ZM239 205V206H240ZM248 205H245L244 207H246V206H248ZM252 205H251V207H252ZM256 205V204H255ZM255 205H254V207H255ZM257 205L259 206V204L257 203ZM12 206V205H11ZM185 206V205H184ZM183 206V207H184ZM187 206H189V205H187ZM207 206H209V209L207 210L206 209V207ZM226 206V205H225ZM238 206V207H239ZM261 206V205H260ZM186 207V206H185ZM184 207V208H185ZM219 207V208H218ZM249 207V206H248ZM257 207V206H256ZM11 208V207H10ZM13 208V207H12ZM11 208V209H12ZM212 208H216V212H214V211H212ZM218 208V209H217ZM223 208V207H222ZM225 208H228V207H225ZM233 208V207H232ZM235 208H237V207H235ZM262 208V207H261ZM11 209H10V212H11ZM17 209V208H16ZM31 209V208H30ZM221 209V208H220ZM224 209V208H223ZM222 209V210H223ZM230 209V208H229ZM238 209V208H237ZM244 209V208H243ZM250 209V208H249ZM248 208H246V210H243V211H248L249 210ZM29 210V209H28ZM219 210V211H218ZM228 210V209H227ZM260 210H262V209H260ZM163 211V210H162ZM253 211V210H252ZM228 212V211H227ZM178 213V212H177ZM225 213V212H224ZM244 213V212H243ZM256 213V212H255ZM153 214V216H155V214L154 213H152ZM264 214V213H263ZM13 215V214H12ZM216 215H217V213H216ZM228 215H229V212H228ZM227 215V216H228ZM230 215H232L231 213H230ZM239 215V214H238ZM246 215V214H245ZM262 215V214H261ZM6 216H8V214L6 215ZM223 216H225L224 214H223ZM257 216V215H256ZM260 215H258V220H257V222L259 223V222H264V215L262 216V217H259ZM2 217V216H1ZM0 217V218H1ZM4 217V216H3ZM231 217V221L232 222H238V219H237V214L235 215H232V216H230ZM232 217H234V218H232ZM239 217V216H238ZM6 218V217H5ZM223 218V217H222ZM228 218V217H227ZM149 219V218H148ZM206 219H207V217H206ZM213 219V218H212ZM223 219H225V221H226V217H224ZM240 219H242V217L240 216ZM239 219V220H240ZM244 221H247V223H248V225H249V222H251V220H250V218H248L247 216L245 217L244 216ZM1 220V219H0ZM2 220H4V218L2 219ZM219 220H221V219H219ZM254 220V219H253ZM223 221V220H222ZM243 221V220H242ZM241 221V222H242ZM255 221V220H254ZM3 222V221H2ZM170 222H171V220H170ZM169 221H168V223L169 224H165V225H167V226H173V225H177L178 224V222H179V220L177 221V219H175L174 221H172L171 223H170ZM210 222V221H209ZM209 222H207V223H209ZM221 222V221H220ZM227 222H228V220H227ZM232 222H231V225H232ZM240 222V221H239ZM226 223V222H225ZM245 223V222H244ZM251 223H253V221L251 222ZM250 223V224H251ZM221 224V223H220ZM219 224V225H220ZM230 224V223H229ZM239 224V223H238ZM242 224V223H241ZM165 225H163L162 227H161V229H162V233H164V234H168L170 231H167V227L165 226ZM218 224H217V226L213 223V220H212V224H211V227L209 228V229H205L208 225L207 224H203V225H201L200 227V229H199V231H197L196 229V226H194V227H192V230H194L195 231V233L194 234H192V235H185V236H181L180 237V239H182V241L180 242L179 240V242H180V244L181 243H184L183 245L184 246H182V248L180 249V250H182L183 249V251L182 252H178V254L176 255L175 253H174V251H173V254L171 255V260H175V258H177L178 259V262H177V264H189V263H191L190 262V256L191 255H189V251L190 250H192L194 253H198L199 251H201V252H203L204 250L206 251V252H208V253H206L207 255H217L218 253H220V252H218V253H215L216 252V244H217V246H218V242H217V240L219 241H221V240H226V242H227V239H228V229L226 228H224V227H221V225L219 226ZM226 225H227V223H226ZM245 226H247L246 224H244ZM259 225V224H258ZM263 225V224H262ZM3 226V225H2ZM222 226H225V224L224 225H222ZM228 226V225H227ZM234 226H237V225H234ZM239 226V225H238ZM237 226V227H238ZM243 226V225H242ZM242 226H240V227H242ZM230 227V226H229ZM228 227V228H229ZM239 227V228H240ZM250 227V226H249ZM260 227V226H259ZM2 228V227H1ZM164 228V229H163ZM232 228V227H231ZM239 228H237V229H239ZM233 229H234V227H233ZM232 229V230H233ZM2 230V229H1ZM5 230V229H4ZM12 230V229H11ZM235 230H236V227H235ZM241 230V229H240ZM240 230H238L239 232H240ZM3 231V230H2ZM242 231H243V228H242ZM247 229H245V233H247ZM10 232V231H9ZM229 232H232L231 230L229 231ZM251 232H253V231H251ZM258 232H259V228H258ZM261 232H264V229L261 231ZM233 233V232H232ZM231 233V234H232ZM236 233V232H235ZM238 233V232H237ZM4 234V233H3ZM230 234V235H231ZM240 234V233H239ZM252 234V233H251ZM257 234V233H256ZM259 234V233H258ZM257 234V235H258ZM264 234V233H263ZM11 235V234H10ZM37 236H38V234H36ZM212 235H216V239H215V244H213V245H210V240H211V237H212ZM229 235V236H230ZM253 235V234H252ZM259 235H262V233L261 234H259ZM259 235H258V237H259ZM17 236V235H16ZM232 236H233V234H232ZM235 236V235H234ZM251 236V235H250ZM14 237V236H13ZM36 237V236H35ZM226 237H227V239H226ZM242 237V236H241ZM262 237V236H261ZM260 237V238H261ZM4 238V237H3ZM38 238L40 239L41 237H39L38 236ZM179 238V237H178ZM237 238H239L240 239V236L239 237H236V238H229V240L231 239V241H232V243H234V245L237 243V241H238V243H239V240L237 239ZM253 238V237H252ZM37 239V238H36ZM39 239L37 240L38 242H39ZM42 239V238H41ZM259 239V238H258ZM17 240V239H16ZM15 240V241H16ZM237 240V241H236ZM242 240H243V238H242ZM242 240H240V242H242ZM244 241V240H243ZM259 241V240H258ZM255 242V241H254ZM262 242H263V240H262ZM12 243V242H11ZM15 243V242H14ZM225 243V242H224ZM228 243L230 244V242L228 241ZM247 243V242H246ZM179 244V245H180ZM227 244V243H226ZM225 244V245H226ZM178 245V244H177ZM182 245V244H181ZM233 245V244H232ZM241 245V244H240ZM240 245H236V246H240ZM242 245H243V243H242ZM219 246H222V245H219ZM247 246V245H246ZM183 247H185V248H183ZM255 247V246H254ZM262 247V246H261ZM232 248H234L233 250L234 251H236V247L234 246H232L231 247V244H230V247L228 246V247H225L224 249H223V251H221V253L219 254V255H217L216 256V258H217V263L216 264H232V263H229L226 259H224V258H226V256L228 255H230V258L231 257H233V255H231V253L233 252H231V249ZM237 248H239V247H237ZM179 249H176V250H178L179 251ZM220 249V248H219ZM248 249V248H247ZM246 249V250H247ZM250 249V248H249ZM248 249V250H249ZM176 250H175V252H176ZM189 250V251H188ZM240 249H238V251H239ZM242 250V249H241ZM255 250V249H254ZM4 251V250H3ZM188 251V252H187ZM191 251V252H192ZM243 251V250H242ZM245 251V250H244ZM251 251V250H250ZM200 252V254H202ZM254 252H256V250L254 251ZM194 253H192V254H194ZM238 253V252H237ZM245 253V252H244ZM244 253H242V256H244V255H246V253L244 254ZM257 253V252H256ZM260 253V252H259ZM233 254V253H232ZM239 254V253H238ZM237 254V255H238ZM5 255V254H4ZM205 255V254H204ZM250 255V254H249ZM254 255H256V254H254ZM263 255V254H262ZM251 256V255H250ZM249 256V257H250ZM196 257H197V255H196ZM207 257H209V256H207ZM238 257H240V255H238ZM253 257V256H252ZM264 257V256H263ZM263 257H261V260H263L264 258ZM214 258H215V256H214ZM215 258V259H216ZM218 258H220V259H218ZM229 258V257H228ZM243 258V257H242ZM254 258V257H253ZM263 258V259H262ZM192 259H193V257H192ZM197 259V258H196ZM195 259V260H196ZM208 259V258H207ZM232 259H235V257L234 258H232ZM244 259V258H243ZM242 259V260H243ZM248 259V258H247ZM251 259V258H250ZM260 259V258H259ZM194 260V259H193ZM212 260H213V257H212ZM226 260V261H225ZM239 260V262H242V263H244L242 260L240 261V258L238 259ZM257 260V259H256ZM261 260H259V261H261ZM192 261V260H191ZM236 261V260H235ZM234 261V262H235ZM250 261H252V262H254L253 261V259H251ZM249 261V262H250ZM258 261V262H259ZM264 261V260H263ZM263 261H261L262 263H263ZM175 262V263H176ZM247 263H249L248 261H246ZM251 262V263H252ZM260 262V264H262ZM193 263V262H192ZM195 263V262H194ZM204 263V262H203ZM205 263L207 264V261H205ZM208 263H210V261L208 262ZM211 263H213V262H211ZM238 263V262H237ZM246 263V264H247ZM254 263H257V262H254ZM254 263H252V264H254ZM214 264V263H213ZM236 264V263H235ZM245 264V263H244ZM257 264H259V263H257Z\"/></svg>",
  "mask_w": 264,
  "mask_h": 264
}]
</instances>
